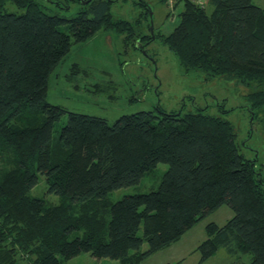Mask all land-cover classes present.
Returning a JSON list of instances; mask_svg holds the SVG:
<instances>
[{"label": "trees", "instance_id": "16d2710c", "mask_svg": "<svg viewBox=\"0 0 264 264\" xmlns=\"http://www.w3.org/2000/svg\"><path fill=\"white\" fill-rule=\"evenodd\" d=\"M70 1L82 2L65 6ZM114 1L86 0L68 18L49 13L39 0H0V145L17 156V165L0 176V264H64L62 258L82 252L140 264L223 205L235 214L224 225L207 224L197 247L201 262L226 247L253 254L248 264H264V178L257 160L241 151L231 121L203 112L140 111L111 124L46 100L50 74L74 43L103 27L152 39L113 18ZM181 4L180 22L164 38L169 48L207 78L256 85L248 95L250 112L264 114V8L253 0H208L207 6L176 0ZM25 108L42 110V121L23 120ZM67 112L55 137V124ZM161 162L169 169L158 189L107 200ZM35 164L61 202L30 194L39 181ZM79 230L85 236L72 238ZM145 242L147 251L130 255Z\"/></svg>", "mask_w": 264, "mask_h": 264}, {"label": "rangeland", "instance_id": "374dc122", "mask_svg": "<svg viewBox=\"0 0 264 264\" xmlns=\"http://www.w3.org/2000/svg\"><path fill=\"white\" fill-rule=\"evenodd\" d=\"M39 1L49 13L71 18L86 0L70 1V6H65L67 0ZM57 1L59 2L55 3ZM253 1L264 8V0ZM175 5L176 0H169L168 3L159 0H115L111 6L113 18L130 21L136 32L142 36L151 35L152 39L142 41L136 35L129 37L126 32L103 27L85 42L74 43L67 56L50 74L46 100L62 106L68 112L107 118L111 124L120 116L140 111H153L161 116L162 111L183 115L203 112L221 116L235 126L241 151L247 157L257 160V167L261 169L264 178V114L258 113L254 117L248 100L249 93L256 85H246L225 76L207 78L202 71L187 69L164 41L180 22L183 5ZM204 5H208V0H205ZM10 9L21 12L15 5ZM146 10H149V16L145 14ZM61 28L67 30L66 25ZM68 112L56 122L55 137L68 121ZM22 116L23 120L41 122L44 112L25 108ZM15 159L17 156L10 148L0 145V176L17 165ZM36 166L37 164L34 166L35 171ZM168 169V163H159L138 184L111 191L107 200L114 202L127 194L158 189ZM37 173L39 181L30 194L51 203L61 202L60 196L48 191L45 177L38 171ZM64 201L68 202V198ZM234 214L229 205L221 206L201 219L180 239L141 258L139 263H176L181 252L187 254L186 260L181 264L250 263L253 254L231 253L226 247L201 262V253L197 250L207 238L208 223L224 225ZM140 234H143L142 229ZM77 235L85 236L84 230L76 231L71 237ZM148 248L149 244L145 242L140 249L130 250V255L143 253ZM62 260L64 264H124L121 259L97 258L90 252H82L71 259Z\"/></svg>", "mask_w": 264, "mask_h": 264}, {"label": "crops", "instance_id": "0c3cea01", "mask_svg": "<svg viewBox=\"0 0 264 264\" xmlns=\"http://www.w3.org/2000/svg\"><path fill=\"white\" fill-rule=\"evenodd\" d=\"M187 254L185 253V252H181V254H180V256H179V260H178V262L180 261V263L179 264H181V262H184V260H186V258H187V256H186ZM177 263V262H176Z\"/></svg>", "mask_w": 264, "mask_h": 264}, {"label": "built area", "instance_id": "2783aa9c", "mask_svg": "<svg viewBox=\"0 0 264 264\" xmlns=\"http://www.w3.org/2000/svg\"><path fill=\"white\" fill-rule=\"evenodd\" d=\"M196 1V0H195ZM196 2H198L199 4H201L202 6H205L204 4H205V0H198V1H196Z\"/></svg>", "mask_w": 264, "mask_h": 264}]
</instances>
